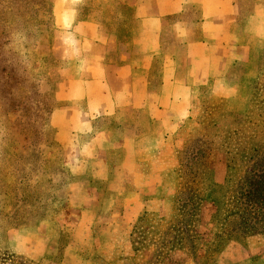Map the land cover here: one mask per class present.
<instances>
[{
    "label": "rangeland",
    "instance_id": "obj_1",
    "mask_svg": "<svg viewBox=\"0 0 264 264\" xmlns=\"http://www.w3.org/2000/svg\"><path fill=\"white\" fill-rule=\"evenodd\" d=\"M137 1L82 0L80 17L122 39ZM56 2L0 0V264H264V41L233 66L225 96L196 89L173 136L171 194H142L135 218L129 191H96L92 224L50 124L75 42ZM239 2L243 24L264 4Z\"/></svg>",
    "mask_w": 264,
    "mask_h": 264
},
{
    "label": "crops",
    "instance_id": "obj_2",
    "mask_svg": "<svg viewBox=\"0 0 264 264\" xmlns=\"http://www.w3.org/2000/svg\"><path fill=\"white\" fill-rule=\"evenodd\" d=\"M81 1L55 5L59 26L75 42L50 124L76 188L86 191L75 204L92 224L103 203L95 192L117 184L129 191L124 205L136 218L142 194L173 190V136L191 113L196 89L225 96L233 66L264 41V4L243 24L239 0H138L136 23L121 39L80 17ZM30 237L11 238L27 249Z\"/></svg>",
    "mask_w": 264,
    "mask_h": 264
}]
</instances>
